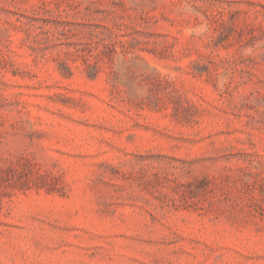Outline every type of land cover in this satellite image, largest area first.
I'll return each instance as SVG.
<instances>
[{"label":"rangeland","instance_id":"1","mask_svg":"<svg viewBox=\"0 0 264 264\" xmlns=\"http://www.w3.org/2000/svg\"><path fill=\"white\" fill-rule=\"evenodd\" d=\"M0 264H264V0H0Z\"/></svg>","mask_w":264,"mask_h":264}]
</instances>
